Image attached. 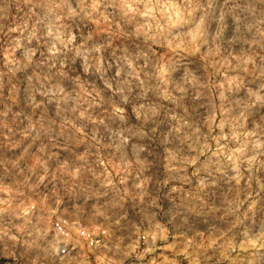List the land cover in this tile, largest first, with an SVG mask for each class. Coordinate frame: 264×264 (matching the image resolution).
Listing matches in <instances>:
<instances>
[{"label": "clouds", "instance_id": "1", "mask_svg": "<svg viewBox=\"0 0 264 264\" xmlns=\"http://www.w3.org/2000/svg\"><path fill=\"white\" fill-rule=\"evenodd\" d=\"M0 264H264V0H0Z\"/></svg>", "mask_w": 264, "mask_h": 264}]
</instances>
